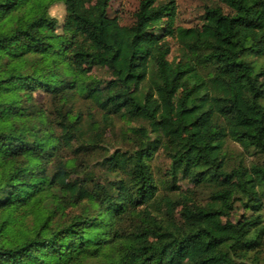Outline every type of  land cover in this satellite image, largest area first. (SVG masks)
Masks as SVG:
<instances>
[{
	"label": "trees",
	"instance_id": "trees-1",
	"mask_svg": "<svg viewBox=\"0 0 264 264\" xmlns=\"http://www.w3.org/2000/svg\"><path fill=\"white\" fill-rule=\"evenodd\" d=\"M217 1L187 27L178 0H140L130 24L111 0H0V264H264V0ZM118 117L136 147L105 156L97 181L69 150ZM160 149L166 187L188 179L209 200L179 190L163 212Z\"/></svg>",
	"mask_w": 264,
	"mask_h": 264
},
{
	"label": "rangeland",
	"instance_id": "rangeland-1",
	"mask_svg": "<svg viewBox=\"0 0 264 264\" xmlns=\"http://www.w3.org/2000/svg\"><path fill=\"white\" fill-rule=\"evenodd\" d=\"M139 2L140 0H111L109 13L111 15H118L121 18L123 24H130L133 21V12L137 8ZM218 3L219 2L217 0H178L177 25L188 27L199 24L201 22V16L205 10V7L216 5ZM221 5L226 11L229 10V8L224 3ZM51 14L58 19L61 25L65 17L64 4L62 2L54 4L51 8ZM59 30L61 31V28ZM59 40L60 39L58 37L50 39L46 46L47 49H53L58 44ZM171 41L173 50L171 57L173 58V56H176L178 54V45L174 40ZM91 73L102 79L109 78L107 69L103 67H95L93 68ZM36 97L38 101L46 106H49L52 103L51 98L42 91L37 92ZM81 105L83 106V109L85 111L89 110V112L94 115V118L98 122H102V112L100 110L95 109L91 106V104H88V102H86V105L83 103ZM100 125L101 126L98 129V132L101 133L102 136L99 137V145L95 147H86L80 152H74L75 148L69 150V152L73 155L74 153L81 154L78 157L77 164L79 163L78 165L81 169L86 168L88 170H92V172L96 174L95 180L97 181H101L102 178L104 179L106 175L102 164L105 156H107L108 154H112L117 148H119L120 150L132 151L136 147L135 141L132 139L133 137L131 135V130L129 131V124L126 122V120L118 117L114 119V124L111 127L104 125L103 123H101ZM126 131H129L130 133H127ZM92 132H94V130L88 128L86 131L87 135H85L84 137L88 139L90 137L89 135H91ZM229 147V151L233 153V155L238 159L245 158L247 159L246 161H248L249 159L254 158L252 155H246L243 147L236 142H230ZM151 165L155 172L158 185L160 186L156 201L158 202L164 213H167L165 198H167L168 196L174 198L177 197L179 190L191 191L199 201L206 202L207 200H209L211 188L208 186L196 187V185L188 179H180L178 181L177 184L179 186V190L166 187L169 158L162 149L155 153L151 160ZM99 177H101V179ZM75 178L79 179V177ZM80 178L82 179V177ZM89 184L93 185V181L89 182ZM75 210L76 208L71 204L67 205L66 212H72ZM171 211L174 215V218H181V206L175 205L172 207ZM238 212V214H241L244 212V209L239 208Z\"/></svg>",
	"mask_w": 264,
	"mask_h": 264
}]
</instances>
